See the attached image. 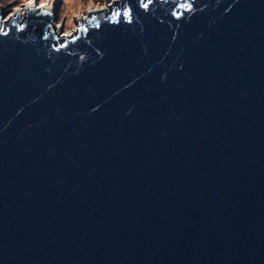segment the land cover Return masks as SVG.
<instances>
[{"label":"water","instance_id":"water-1","mask_svg":"<svg viewBox=\"0 0 264 264\" xmlns=\"http://www.w3.org/2000/svg\"><path fill=\"white\" fill-rule=\"evenodd\" d=\"M55 16L0 27V264H264V0Z\"/></svg>","mask_w":264,"mask_h":264},{"label":"rangeland","instance_id":"rangeland-1","mask_svg":"<svg viewBox=\"0 0 264 264\" xmlns=\"http://www.w3.org/2000/svg\"><path fill=\"white\" fill-rule=\"evenodd\" d=\"M116 1L117 0H0L2 14H5V16L0 19V23L3 21L8 22L10 17L19 11L21 12L23 10L27 12L29 9L37 10L41 7H45L56 13L53 24L58 28L57 33L60 32V38L68 34L73 36L79 30L80 19L84 17L86 20L89 19L90 10L97 8L109 9ZM25 12H23V14ZM1 27L5 28V25L3 24Z\"/></svg>","mask_w":264,"mask_h":264},{"label":"bare ground","instance_id":"bare-ground-1","mask_svg":"<svg viewBox=\"0 0 264 264\" xmlns=\"http://www.w3.org/2000/svg\"><path fill=\"white\" fill-rule=\"evenodd\" d=\"M70 1H74V0H70ZM39 9L49 10V9H47V8H45V7H41V8H39ZM35 10H36V9H35ZM50 11H52V10H50ZM23 12H25V11H23V10H22L21 12L19 11V12L15 13L14 15H22V17H23L22 20H24V18L26 17V13H27V12H25L24 14H23ZM10 21H11V20H9L8 22L10 23ZM8 22H7V21H6V22L3 21L2 23H0V25L2 26V25L4 24L5 27H6V26L8 25ZM1 26H0V27H1ZM57 30H58V28L55 27V31H56V33H57ZM65 36H67V37H71L72 35L68 34V35H65ZM65 36H62L61 38H62V39H65ZM62 39H61V40H62Z\"/></svg>","mask_w":264,"mask_h":264},{"label":"snow or ice","instance_id":"snow-or-ice-1","mask_svg":"<svg viewBox=\"0 0 264 264\" xmlns=\"http://www.w3.org/2000/svg\"><path fill=\"white\" fill-rule=\"evenodd\" d=\"M81 27H83V26H81Z\"/></svg>","mask_w":264,"mask_h":264}]
</instances>
